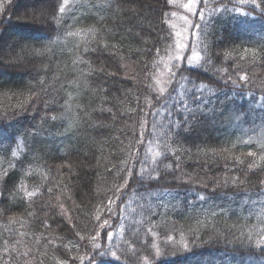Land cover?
Here are the masks:
<instances>
[{"label": "trees", "instance_id": "trees-1", "mask_svg": "<svg viewBox=\"0 0 264 264\" xmlns=\"http://www.w3.org/2000/svg\"><path fill=\"white\" fill-rule=\"evenodd\" d=\"M219 5L143 176L174 5L0 0V264H264V0Z\"/></svg>", "mask_w": 264, "mask_h": 264}, {"label": "rangeland", "instance_id": "rangeland-1", "mask_svg": "<svg viewBox=\"0 0 264 264\" xmlns=\"http://www.w3.org/2000/svg\"><path fill=\"white\" fill-rule=\"evenodd\" d=\"M222 0H200L198 7L202 3V7L193 9V12H196V15L194 16L192 13H190L185 5L187 4L188 0H171V4L174 5V10L172 12V30H173V46L170 50L169 54L161 59L159 66L152 72L151 74V82L153 83L155 89L160 94L167 93L168 85H166V81H168V84H171V89H173V92L168 95L167 100L164 101L158 108V110L152 115L153 125L154 128L152 129V132L148 136L147 144L145 146L146 148V158L144 161H141L140 168H139V174L149 175L154 168V162L153 159L157 155V148L156 144L154 143L155 140L160 136L161 128L164 126H168L171 124L172 116L170 113V109H175L176 111H183L185 108H187L188 103L187 97L193 94H200L203 93V86H196L195 84L184 80V79H177L176 77V67L174 65H186L187 66V60H177L176 55L179 54L185 58L190 57L195 53L196 57L198 59H193V64L196 66L199 62V51H198V45H199V29H196L194 27L189 28V25L191 24H198L200 25L201 21L203 19H206L209 14L216 11L219 8V3ZM228 3H231L233 5L240 4V1L237 0H225ZM237 1V3H235ZM237 7L238 6H234ZM200 13L203 14L202 19L200 18ZM185 17L188 19V23H185ZM200 28V27H199ZM182 33V37H178L176 33ZM180 40L184 44L188 45V47L184 51H180L176 48L177 41ZM174 67V68H172ZM175 73V75H173ZM173 84V86H172ZM163 90V91H162ZM207 93V92H206ZM148 156V157H147ZM170 193L166 192H152L149 195H146L145 200L139 202H135V196H130L125 203L123 204L120 211H118V214L116 218L113 217L114 222L109 226L108 233L112 234V238L107 240L109 243H113L121 238V235L123 234L124 230L128 227H130L135 222V217L137 213V208L139 205H143L144 203L147 204L148 201H152L151 197L156 198V200L162 199L164 197L169 196Z\"/></svg>", "mask_w": 264, "mask_h": 264}, {"label": "snow or ice", "instance_id": "snow-or-ice-1", "mask_svg": "<svg viewBox=\"0 0 264 264\" xmlns=\"http://www.w3.org/2000/svg\"><path fill=\"white\" fill-rule=\"evenodd\" d=\"M199 2H200V0H188V2L185 5V7H186V9L190 13H192L195 16L196 15V12H193V9L198 8ZM252 2L255 3V0H252ZM169 3H171V0H169ZM256 6L259 7V5H256ZM61 11H63V9H61ZM202 17H203V14L200 13V18L202 19ZM184 19H185V23L187 24L188 23L187 17H185ZM192 27H194L196 29H199L200 25H198V24H191V25H189V28H192ZM176 35L178 37H182V33H179L178 32V33H176ZM187 47H188V45L184 44L180 40H178L177 43H176V48L179 49L180 51H184ZM176 59L177 60H185L186 59L187 60V67L189 69H192V68L195 67V65L193 64V59H198V57H196L195 53H193L192 56L187 57V58H185V57L177 54L176 55ZM173 75H175V73H173ZM249 155H252V153H249ZM125 183H128V181L125 180ZM262 183H264V182H262ZM201 198H203V197H201ZM109 204H111V201H109ZM105 223H107V221H105ZM106 235H107L108 239H111L112 238V234L111 233H107ZM157 255H159V253H157Z\"/></svg>", "mask_w": 264, "mask_h": 264}, {"label": "bare ground", "instance_id": "bare-ground-1", "mask_svg": "<svg viewBox=\"0 0 264 264\" xmlns=\"http://www.w3.org/2000/svg\"><path fill=\"white\" fill-rule=\"evenodd\" d=\"M173 40H174V39H173ZM198 51H199V49H198ZM199 55H200V52H199ZM182 65H183V64H182ZM184 66H186V65H184ZM195 67H196V66H195ZM176 76H177L179 79L187 80L184 76H178V75H176ZM179 79H178V80H179ZM187 81H188V80H187ZM171 93H172V92H170V91L167 90V94L170 95ZM202 94H203V93L196 94V95L193 94L192 96L189 95L187 98L191 99L192 97H195L196 99H198V98L201 97Z\"/></svg>", "mask_w": 264, "mask_h": 264}]
</instances>
